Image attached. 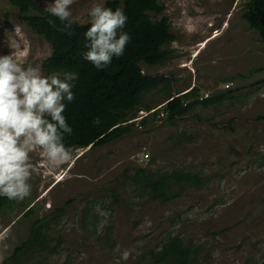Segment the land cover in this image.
Masks as SVG:
<instances>
[{"label": "rangeland", "instance_id": "rangeland-1", "mask_svg": "<svg viewBox=\"0 0 264 264\" xmlns=\"http://www.w3.org/2000/svg\"><path fill=\"white\" fill-rule=\"evenodd\" d=\"M107 1L75 0L74 22L89 23L91 5ZM247 1L158 0L166 10L150 16H167L176 39L165 47L171 56L160 66L141 64L143 73L170 79L174 95L195 88L200 99L222 100L174 121L154 118L168 97L159 87L145 95L131 134L81 149L60 168L33 154L31 196L0 214V264H152L151 251L170 236L193 246V264H264V72L250 75L264 66V44L245 20ZM51 52L0 0V56L44 72ZM140 168L192 172L204 187H178L180 195L164 203L134 184ZM48 216L44 249L11 261Z\"/></svg>", "mask_w": 264, "mask_h": 264}, {"label": "trees", "instance_id": "trees-1", "mask_svg": "<svg viewBox=\"0 0 264 264\" xmlns=\"http://www.w3.org/2000/svg\"><path fill=\"white\" fill-rule=\"evenodd\" d=\"M19 10L20 19L33 32L45 39L51 46V55L45 60L43 69L45 75L54 72H76L79 79L74 81L75 98L67 104L64 113L67 122L72 127L71 135L66 134L65 143L74 145L79 150L106 146L125 135L131 134L139 110L143 107L144 97L149 92L163 87L168 96L164 109L152 112L156 118L164 113L170 121L185 116L196 110L198 106H214L219 99H200L195 88L174 95L172 82L164 76L144 74L141 64L160 66L170 56L165 47L175 41L171 32V22L167 16L152 19L150 14L162 15L165 6L158 0H109L106 7H122L128 17L123 31L130 35L124 54L113 57L112 63L102 70L84 59L88 51V41L84 34L90 23L74 22L70 29H64V24L50 16L45 7L36 0H7ZM245 20L258 32L264 44V0H248ZM55 21V25L48 20ZM64 29V30H62ZM264 66L252 70L250 75L263 73ZM145 109L152 110L149 106ZM99 118L100 123L94 121ZM259 119L264 120V116ZM146 118L142 123L145 124ZM134 184L148 191L154 199L167 203L180 195L178 187L192 186L196 189L204 187V181L198 174L188 171L173 172L151 171L140 168L133 176ZM114 195H116L114 193ZM75 199L68 200L63 207L56 210L57 216L62 215L67 206ZM18 201L0 196V214L12 210ZM34 212L31 207L24 214L29 217ZM51 216L38 221L30 229L29 238L14 249L10 260L18 262L20 256H25L37 248L44 249L41 242L47 235ZM196 251L192 245L186 244L181 238L170 236L156 252L151 251L149 258L152 264H193Z\"/></svg>", "mask_w": 264, "mask_h": 264}, {"label": "clouds", "instance_id": "clouds-1", "mask_svg": "<svg viewBox=\"0 0 264 264\" xmlns=\"http://www.w3.org/2000/svg\"><path fill=\"white\" fill-rule=\"evenodd\" d=\"M75 0H54L45 11L58 18L64 29L74 23ZM90 27L84 34L88 51L84 59L102 70L113 57L124 54L130 35L123 31L128 17L122 7H106L94 2L88 11ZM55 25V21L48 20ZM62 29V30H64ZM76 72L45 75L41 67L23 65L13 54L0 56V196L23 201L31 196L37 166L33 154L39 153L49 166L60 168L71 162L79 149L65 143L71 135L64 115L75 94ZM101 121L97 118L94 123Z\"/></svg>", "mask_w": 264, "mask_h": 264}, {"label": "built area", "instance_id": "built-area-1", "mask_svg": "<svg viewBox=\"0 0 264 264\" xmlns=\"http://www.w3.org/2000/svg\"><path fill=\"white\" fill-rule=\"evenodd\" d=\"M164 115H165L164 113L161 114L162 117H163ZM137 118H138V116H137ZM137 118L134 119V120H132L131 122H137Z\"/></svg>", "mask_w": 264, "mask_h": 264}]
</instances>
